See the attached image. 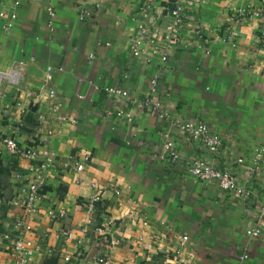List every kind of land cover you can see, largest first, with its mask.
Instances as JSON below:
<instances>
[{
  "label": "crops",
  "instance_id": "1",
  "mask_svg": "<svg viewBox=\"0 0 264 264\" xmlns=\"http://www.w3.org/2000/svg\"><path fill=\"white\" fill-rule=\"evenodd\" d=\"M94 2L0 0V149L12 138L21 148L55 155L31 213L10 203L36 162L0 155V264H14L3 234L32 242L28 264H87L79 241L92 221L109 225L107 233L119 241L112 264H264V175L245 178L255 148L264 146L263 24L236 18L237 10L260 7L261 0H104L99 9ZM176 4L187 14L166 63L160 66L145 42L141 58L134 57L139 26L161 38ZM79 8L90 16L80 20ZM158 69L164 110L221 136L214 159L169 120L134 105ZM92 85L126 90L129 98H110ZM168 140L181 157L175 164L154 159ZM194 158L230 167L250 197L192 179L186 162ZM74 162L83 169L76 171ZM91 183L101 190L93 217L85 207ZM254 227L260 235L248 236Z\"/></svg>",
  "mask_w": 264,
  "mask_h": 264
},
{
  "label": "built area",
  "instance_id": "2",
  "mask_svg": "<svg viewBox=\"0 0 264 264\" xmlns=\"http://www.w3.org/2000/svg\"><path fill=\"white\" fill-rule=\"evenodd\" d=\"M84 3L90 0H81ZM104 0H95L94 8L99 9ZM264 0H261L260 7L257 8H243L236 11V18L242 20H256L263 24V32L260 34L262 39V45H264ZM90 11L85 8H79V19L90 16ZM186 9L184 4H176L169 12L172 18L171 24L165 27V35H161V38L151 34L150 30H147L143 25L139 26L138 36L133 42L132 53L136 58H141V45L143 42L151 45L153 53L158 54L160 66H163L168 58V52L170 44L177 40L176 28L180 26L186 18ZM3 14L0 13V18ZM55 11L51 8L47 9V23L48 26L54 24ZM16 18L14 13L9 15L10 21ZM160 37V36H159ZM147 63V62H146ZM3 74L0 73V78ZM45 83H49L52 80L51 67L46 68V74L44 77ZM162 81L161 69L156 70L148 81V87L141 100L134 102L136 108L145 110L147 112H154L162 120H169L177 131V133L186 136V138L193 143H198L203 148L206 154L212 159L220 152L223 142L218 133L213 132L205 123L196 120H180L179 118L172 117L164 110V104L162 101V90L160 88V82ZM92 89L95 92L102 91L106 96L115 98L116 100H125L129 98V93L126 90L118 89L114 87H99L92 85ZM49 97L54 96V91L49 89ZM124 119L130 123L132 116L130 113H122ZM5 154L9 157H22L30 161H35L36 164L29 167L28 174L22 180V184L19 187L18 200H14L10 203L12 207H23L27 213H31L37 200L40 198V191L45 185L46 172L50 169L55 161V155L48 149H35V148H21L12 138H7L2 143L0 149V155ZM255 156V162L251 168H249L246 179H253L258 175H264V146L255 148L253 152ZM155 160L167 161L171 164L177 163L181 157L175 150L174 145L170 140L165 141L161 151L154 157ZM235 164L241 167L243 164V158L236 159ZM76 171H81L83 166L78 162H74ZM187 170L192 175V179L209 184L214 183L217 187L228 195H232L241 199H247L251 195L250 188L241 183L239 179L235 178V173L231 171L230 167L216 168L212 164V160H203L201 158H194L186 162ZM90 188L93 190L86 203V212L93 217L97 207L101 201V190L99 187L91 183ZM115 195H119L118 191H115ZM3 205V200L0 197V210ZM264 217V208L261 209L259 218ZM22 223H17L16 226L21 227ZM87 226L82 228V233L85 237L84 240L79 241L80 248L82 249V256H89L87 264H112L111 253L114 248L119 244V241L111 238L107 233L109 225L101 224L96 221L89 222ZM250 237H258L261 233L259 227H254L246 231ZM72 237L71 232H67L64 235L65 239ZM2 241L7 243L9 249V256L14 261V264H28L29 257L33 253L32 242L23 237L10 238L7 234L2 235ZM94 243L96 251L91 253L90 245L85 246V242ZM246 258V256H245ZM68 256L63 258L64 262H69ZM160 264H172L168 259L162 260Z\"/></svg>",
  "mask_w": 264,
  "mask_h": 264
}]
</instances>
